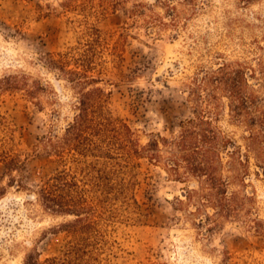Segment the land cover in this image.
<instances>
[{
  "label": "rangeland",
  "instance_id": "374dc122",
  "mask_svg": "<svg viewBox=\"0 0 264 264\" xmlns=\"http://www.w3.org/2000/svg\"><path fill=\"white\" fill-rule=\"evenodd\" d=\"M158 1L179 9L176 27L154 28L132 16L137 2L158 6ZM156 12L172 23L163 6ZM88 25L120 47L123 59L105 52L95 76L113 117L125 121L143 143L153 134L177 135L181 122L193 116L187 85L200 65L227 60L256 66L264 59V0H135L99 19L66 9L62 0H0V79L26 74L49 90L39 102L24 92L0 101L8 125L1 135L6 149L26 164L13 174L15 183L0 158V264H24L28 254L41 261L62 257L74 241L65 225L76 218L45 211L36 193L65 168L42 150L40 139L62 135L76 113L74 94L49 66V55L83 47ZM250 84L264 109V75L258 72ZM224 103L217 125L244 150L246 129L231 121ZM251 163L247 186L232 190L252 197L253 217L264 220V174L258 175L254 157ZM127 173L139 206L115 202V217L105 214L100 223L105 242L91 264H264V236L247 224L224 221L209 234L193 222L198 219H187L188 207L180 200L196 188L194 181H174L146 160Z\"/></svg>",
  "mask_w": 264,
  "mask_h": 264
},
{
  "label": "trees",
  "instance_id": "16d2710c",
  "mask_svg": "<svg viewBox=\"0 0 264 264\" xmlns=\"http://www.w3.org/2000/svg\"><path fill=\"white\" fill-rule=\"evenodd\" d=\"M62 1L66 9H80L88 18L99 19L135 0ZM158 2V6L137 2L131 14L154 28L176 27L179 9L169 2ZM160 6L172 19L171 24L156 12ZM85 35L83 47L49 55V66L59 72L74 94L76 113L62 135L40 139L42 150L56 157L65 168L43 181L36 193L45 211L76 218L65 225L74 241L62 257L41 261L38 254H28L24 264L97 261L100 244L105 242L100 226L106 220L105 214L115 217V202L139 206L133 195L135 181L127 172L139 166L141 160L162 168L174 181L195 182L196 188L188 191L180 204L188 207L187 219H198L193 222L206 227L209 234L227 221L245 223L264 236V220L253 217V198L232 190L238 184L247 186L252 157L261 170L258 175L264 174V109L250 84L258 72L264 75V59L257 61L256 66L227 60L212 66L200 65L187 85L193 116L181 122L177 135L153 134L143 143L125 121L113 117L108 108L109 97L99 86L100 78L95 76L105 52L123 59L119 45L112 46L110 39L93 25H88ZM259 48L263 49L261 45ZM16 92H24L33 102H39L49 90L26 74L0 79V101ZM224 101L231 121L246 129L244 150L217 125ZM6 130L7 119L0 112V158L6 173L17 183L13 174L22 173L26 164L20 155L6 149V139L1 136Z\"/></svg>",
  "mask_w": 264,
  "mask_h": 264
}]
</instances>
